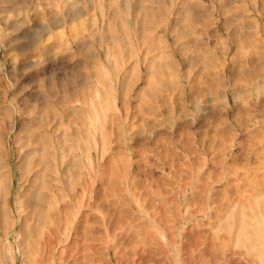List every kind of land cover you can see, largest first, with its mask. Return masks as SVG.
I'll return each mask as SVG.
<instances>
[{
  "label": "rangeland",
  "instance_id": "374dc122",
  "mask_svg": "<svg viewBox=\"0 0 264 264\" xmlns=\"http://www.w3.org/2000/svg\"><path fill=\"white\" fill-rule=\"evenodd\" d=\"M0 153V264H264V0H0Z\"/></svg>",
  "mask_w": 264,
  "mask_h": 264
},
{
  "label": "bare ground",
  "instance_id": "6f19581e",
  "mask_svg": "<svg viewBox=\"0 0 264 264\" xmlns=\"http://www.w3.org/2000/svg\"><path fill=\"white\" fill-rule=\"evenodd\" d=\"M49 13V12H48ZM162 33H165V31L163 30V32ZM155 44H154V48H153V51H158L159 52V55L158 56H155V57H153L152 59H150V60H147L149 63H148V65H149V69H151V67L154 65V64H157V70H160V71H162V73L163 74H165V75H167L168 77H170V79L168 80V82H167V86H168V88L169 89H171V90H173L174 88H175V83H174V81L172 80V72H171V70H169L168 68H167V66H165V64L163 63V60H165V59H167V58H169V55L167 54V52H164V50L167 48L166 47V42H165V39H164V37L163 36H161V35H158L156 38H155ZM175 42H177V40H175ZM146 54V53H145ZM145 56V55H144ZM146 56H147V54H146ZM143 59V58H142ZM144 60H145V58H144ZM146 61V60H145ZM55 66V65H54ZM66 68V67H65ZM147 70V72H146V77H148L147 79H146V82H145V86H144V88H142L141 90H140V97H142L143 96V94H146V93H153V94H158V92H161L162 90H164L163 88H162V86H159V85H156L155 83H152V81H151V79H150V76H152V74H153V71L152 70ZM106 76V75H105ZM133 78V77H132ZM71 80V79H70ZM218 81L219 80H217V83H218ZM13 82H14V80H13ZM219 84V83H218ZM130 86H131V80H128L127 81V83H125V85H124V91H123V93H124V95H126L127 94V92L129 91V88H130ZM221 87H223V86H221ZM262 88H263V86H261ZM101 89V88H100ZM217 90V85L214 87V90L213 91H216ZM51 94V93H50ZM115 94V93H114ZM84 98V97H83ZM221 98H222V100H223V102L224 103H226L227 102V99H226V92L225 91H222V95H221ZM36 99V98H35ZM125 99V98H124ZM165 98H163V101H165L166 102V100H164ZM82 100V99H81ZM64 101V100H63ZM125 101V100H124ZM46 102V101H45ZM44 102V103H45ZM120 102V101H119ZM43 103V102H42ZM44 103H43V105H44ZM81 103V102H80ZM127 103V102H126ZM164 103V102H163ZM47 104V103H46ZM60 104V103H59ZM67 104V103H66ZM65 104V105H66ZM83 104V103H82ZM81 104V105H82ZM227 104V103H226ZM42 105V106H43ZM47 106V105H46ZM46 106H45V108H46ZM83 106V105H82ZM126 106V105H125ZM44 107V106H43ZM34 108V107H33ZM94 108V107H93ZM47 110H49L48 109V107L46 108ZM96 109V108H95ZM123 109V108H122ZM146 109V108H145ZM25 110V109H24ZM29 110H32V109H29ZM45 110V109H44ZM93 110V109H92ZM28 111V110H27ZM68 111H71V110H68ZM97 111V110H96ZM22 112V111H21ZM26 112V111H25ZM45 112V111H44ZM43 112V113H44ZM50 112V111H49ZM104 112V111H103ZM29 113H31V112H29ZM48 113V112H47ZM68 113V112H67ZM67 113H66V115H67ZM69 113H72V112H69ZM76 113V112H75ZM74 112H73V114H75ZM95 113V112H94ZM115 113V112H114ZM26 114H27V112H26ZM25 113H24V116L26 115ZM46 114V113H45ZM51 114V115H50ZM48 113V115H50V117H52L55 113H53V115H52V112L51 113ZM57 114V113H56ZM79 114V113H78ZM78 114H76V115H78ZM82 114V113H81ZM31 115H32V113H31ZM124 115V114H123ZM47 116V115H46ZM56 115H54V117H55ZM58 116V115H57ZM42 117V116H41ZM40 117V118H41ZM134 117V116H133ZM30 118H31V116H30ZM46 118V117H45ZM53 118V117H52ZM52 118H50V119H52ZM71 118V117H70ZM77 118H78V116H77ZM132 118V117H131ZM23 119H24V117H23ZM50 119H48V120H50ZM79 119V118H78ZM111 119V118H110ZM29 120V119H28ZM42 120V119H41ZM41 120H40V122H41ZM44 120V119H43ZM43 120H42V123H43ZM47 120V119H46ZM47 120V121H48ZM61 120V119H60ZM59 120V121H60ZM116 120V119H115ZM30 121V120H29ZM53 121V120H52ZM59 121H57V122H59ZM25 122V121H24ZM39 122V123H40ZM46 122V121H45ZM61 122V121H60ZM59 122V123H60ZM16 123H17V119H12V120H9V122L8 123H6L7 125H8V127H9V129H10V134H15V136L16 137H19L18 135L20 134V133H22L23 134V132L25 133V134H27L26 133V131H28L29 129H30V127L27 125V124H23L21 127H20V129L18 130V131H16L15 130V126H16ZM37 123H38V121H37ZM42 123H40V127H42ZM44 124V123H43ZM61 124V123H60ZM30 125V124H29ZM46 125V124H45ZM48 125V124H47ZM38 126H39V124H38ZM44 126V125H43ZM84 126V125H83ZM48 127H49V125H48ZM54 127V126H53ZM50 128V127H49ZM34 129V130H33ZM47 129V128H46ZM75 129V128H74ZM81 129V128H80ZM32 130L35 132V128H32ZM55 130H56V128H55ZM55 130H53L54 132H55ZM73 130V129H72ZM77 130V129H76ZM31 131V130H30ZM84 131V130H83ZM37 132V131H36ZM52 132V131H51ZM75 132H77V131H75ZM82 132V131H81ZM129 132V131H128ZM29 133H31V135H32V132H29ZM53 133V132H52ZM55 133H57V131L55 132ZM78 133V132H77ZM82 134V133H81ZM85 134L86 133H84V137H85ZM28 135V134H27ZM37 135H40V134H37ZM44 135V134H43ZM49 135V134H48ZM47 135V136H48ZM54 135V134H53ZM62 135H63V133H62ZM62 135H61V137H62ZM83 135V134H82ZM81 135V136H82ZM110 135V134H109ZM23 136V135H22ZM29 136V135H28ZM27 136V137H28ZM35 136V135H34ZM60 137V138H61ZM70 137V139H71V136H69ZM83 137V138H84ZM100 137V136H99ZM24 138V137H23ZM23 138H22V140H23ZM26 138V137H25ZM30 139H33V138H31V137H29ZM35 138H36V141L37 140H39V139H37V137L35 136ZM46 138H49V137H46ZM52 138V137H51ZM59 137H58V139H60ZM64 138V140H66L65 139V136L63 137ZM62 138V139H63ZM74 138V137H73ZM77 137H75V139H76ZM11 139V138H10ZM75 139H73V141L75 140ZM78 139H79V137H78ZM86 139V137L84 138V140ZM92 139H93V137H92ZM139 139V138H138ZM64 140H62V141H64ZM40 141H41V139H40ZM39 141V142H40ZM55 141H56V139H55ZM68 141H69V138H68ZM71 141H72V139H71ZM79 141H80V139H79ZM99 141H100V139H99ZM16 142H17V140H16ZM22 142H24V141H22ZM21 142V143H22ZM26 142V141H25ZM27 142H29V140L27 141ZM32 142V141H31ZM34 142H35V140H34ZM42 142H43V140H42ZM61 142V141H60ZM70 142V141H69ZM81 142V141H80ZM85 142V141H84ZM76 144V141L75 142H73V144ZM15 144V143H14ZM17 144V143H16ZM15 144V145H16ZM20 144V143H19ZM25 144V143H24ZM28 144H30V142L28 143ZM40 144L42 145V147L43 146H46V144L45 145H43V143H41L40 142ZM62 144V143H61ZM82 144V143H81ZM96 144H97V142H96ZM30 145H32V144H30ZM29 145V146H30ZM36 145V144H35ZM101 145H103V144H101ZM137 145H139V144H137ZM9 146H10V144H9ZM19 146V145H18ZM23 146V145H22ZM94 146V145H93ZM100 146V145H99ZM21 147V146H20ZM28 147V146H27ZM33 147V146H32ZM39 147V146H38ZM41 147V148H42ZM65 147V146H64ZM81 147H83V144H82V146ZM117 147V146H116ZM30 148V147H29ZM29 148H27V149H29ZM40 148V149H41ZM44 148V147H43ZM46 148V147H45ZM44 148V149H45ZM61 148V147H60ZM96 148V147H95ZM98 148V147H97ZM118 148V147H117ZM18 149V148H17ZM21 149H22V147H21ZM23 149H25V147H23ZM64 149H66V147L64 148ZM68 149V148H67ZM19 150H20V148H19ZM34 150V149H33ZM48 150V149H47ZM72 150V149H71ZM71 150L69 149V150H66V153L68 154V152L70 151L71 152ZM97 150V149H96ZM99 150V149H98ZM16 151V150H15ZM32 151V150H31ZM38 151V150H37ZM65 151V150H64ZM83 151H85L84 150V148H83ZM19 152V151H18ZM21 152V151H20ZM19 152V153H20ZM24 152V151H23ZM23 152H21L22 154H24ZM25 152H26V150H25ZM34 152V151H33ZM35 152H36V150H35ZM63 152V151H62ZM69 152V153H70ZM16 153V152H15ZM20 153V154H21ZM41 153V152H40ZM39 153V154H40ZM61 153V152H60ZM83 153V152H82ZM141 153V152H140ZM16 154H18V153H16ZM45 154H47V153H45ZM54 154V153H53ZM96 155H97V152L95 153ZM66 155V154H65ZM64 155V156H65ZM72 155V154H71ZM101 155H102V153H101ZM17 156H19V154L17 155ZM16 156V157H17ZM46 156H50V155H46ZM52 156H54V155H51L50 156V158L52 157ZM23 157V156H22ZM41 157V156H40ZM45 157V156H44ZM61 156H60V154H59V158H60ZM72 157V156H71ZM70 157V158H71ZM100 157V156H99ZM31 158H32V156H31ZM47 158V157H46ZM53 158V157H52ZM97 158V157H96ZM21 159V158H20ZM24 159V158H23ZM33 160L35 159V158H32ZM67 159V158H66ZM31 159H29V160H27V161H30ZM37 160V159H36ZM44 160H46V159H44ZM112 160V159H111ZM10 161V160H9ZM35 161V160H34ZM74 161V160H73ZM15 162V161H14ZM36 162V164L39 162V161H35ZM30 163H31V161H30ZM55 163V162H54ZM62 163V162H61ZM73 163V162H72ZM44 164H46L45 162H44ZM110 164V163H109ZM27 165H29L28 163H26V160H22V163H21V165H20V167H19V171L20 172H22L23 174H24V172H28L29 174H30V172L27 170ZM34 165V164H33ZM69 165V164H68ZM72 165V164H71ZM19 166V165H18ZM29 166H31V165H29ZM36 166V165H35ZM34 166V167H35ZM66 166V165H65ZM64 166V167H65ZM37 167V166H36ZM48 165H47V168L46 169H48ZM107 167V166H106ZM39 168V167H38ZM41 168V167H40ZM60 168V167H59ZM72 168V167H71ZM34 169V168H33ZM37 169V168H36ZM111 169V168H110ZM68 170V169H67ZM17 171V170H16ZM48 171V170H47ZM18 172V171H17ZM42 172V171H41ZM19 173V172H18ZM43 173V172H42ZM41 173V174H42ZM61 173H62V171H61ZM40 173L38 174V175H41ZM65 174V172H63V175ZM107 174V173H106ZM36 175V174H35ZM122 175V174H121ZM24 176V175H23ZM22 176V177H23ZM31 176V174L29 175V177ZM43 176V175H42ZM42 176H39V177H42ZM60 176H61V174H60ZM35 177V176H34ZM36 177H37V175H36ZM39 177H37V178H39ZM44 177V176H43ZM17 178V177H16ZM21 178V177H20ZM20 178H18V179H20ZM23 179V178H22ZM21 179V180H22ZM33 179H35V178H33ZM41 179V178H40ZM63 179V178H62ZM24 180V179H23ZM31 181V180H30ZM42 182V181H41ZM47 182V181H46ZM52 182V181H51ZM60 182V181H59ZM16 183H18V182H16ZM22 183V182H21ZM33 184L35 183V182H32ZM32 183H30V184H32ZM44 183H45V181H44ZM19 184H20V182H19ZM42 184V183H41ZM47 184V183H46ZM63 184V183H62ZM48 185V184H47ZM60 184H58V186H59ZM19 187V186H18ZM21 187V189H23V187L22 186H20ZM20 187L18 188V189H20ZM56 188V187H55ZM11 189H12V180H11V173H10V171H9V167H8V165H7V161L5 160V159H3V156L1 155V153H0V223L1 224H3L4 222H5V215H7L6 214V199H7V196L10 194V192H12L11 191ZM44 189H45V187H44ZM59 189V188H58ZM62 189V188H61ZM60 189V190H61ZM26 190V189H25ZM29 190V189H28ZM27 190V191H28ZM20 191V190H19ZM31 191V190H30ZM28 192V193H31V192ZM32 191H34V193H35V190H32ZM57 191V190H56ZM62 191V190H61ZM14 192V191H13ZM60 192V191H59ZM33 193V192H32ZM37 193V192H36ZM19 194V193H18ZM24 195H25V193H24ZM33 195V194H32ZM20 196V195H19ZM26 196V195H25ZM28 196V195H27ZM37 197H38V195H36ZM81 196V195H80ZM22 198H24L23 196H22ZM33 198H35V195H34V197ZM35 199H37V198H35ZM51 199V198H50ZM78 199H80V198H78ZM22 200V199H21ZM38 200H39V197H38ZM38 200H36L37 201V203H38ZM54 200V199H53ZM52 199H51V201H53ZM77 200V199H76ZM27 201H28V199H27ZM20 202V201H19ZM18 203V202H17ZM21 203H22V201H21ZM40 204H37L38 206L39 205H41V202H39ZM54 203H55V201H54ZM82 203V202H81ZM56 204V203H55ZM112 204V203H111ZM37 205H35L36 207H37ZM114 205V204H113ZM20 206V205H19ZM56 206V205H55ZM80 206H82V205H80ZM23 207V206H22ZM41 207V206H40ZM21 208V207H20ZM55 208V207H54ZM26 210L28 209V208H25ZM33 209V208H32ZM35 209V208H34ZM33 209V210H34ZM22 211V210H21ZM8 212H10V211H8ZM20 212V211H19ZM25 212V211H24ZM12 213V212H11ZM26 213V212H25ZM28 213V212H27ZM11 215V214H10ZM26 215V214H25ZM30 216V215H29ZM8 217V216H7ZM33 217V216H32ZM30 218V217H29ZM65 218V219H64ZM63 219H64V221L66 220V217H64ZM36 219V218H35ZM29 220V219H28ZM36 221H37V219H36ZM63 221V220H62ZM21 223H22V221H20ZM26 222H28V221H26ZM7 223V222H6ZM34 223V222H33ZM15 224V223H14ZM63 224V223H62ZM3 225H5V223L3 224ZM16 225V224H15ZM29 225V224H28ZM35 225H37L36 224V222H35ZM38 225H39V222H38ZM2 226V225H1ZM31 226V225H30ZM26 227V226H25ZM25 227H24V229H25ZM68 227V226H67ZM5 228V227H4ZM21 229V228H20ZM68 229V228H67ZM35 230V229H34ZM52 230V229H51ZM38 231V230H37ZM37 231H36V233H37ZM10 233V232H9ZM66 233H68V232H66ZM1 237L2 238H4V239H6V241H7V238H8V234H7V232L5 231V230H3L1 233ZM22 235H23V233H21ZM48 234V233H47ZM50 234H53V233H50ZM25 235V234H24ZM18 236H19V234H18ZM15 238H17V237H15ZM5 241V242H6ZM4 242V243H5ZM6 248V247H5ZM11 249H13L12 247H11ZM9 251V250H8ZM12 251V250H11ZM8 257H10V256H8ZM7 257V258H8Z\"/></svg>",
  "mask_w": 264,
  "mask_h": 264
}]
</instances>
